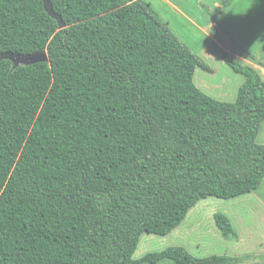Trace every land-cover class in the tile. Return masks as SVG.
<instances>
[{"label":"trees","instance_id":"obj_1","mask_svg":"<svg viewBox=\"0 0 264 264\" xmlns=\"http://www.w3.org/2000/svg\"><path fill=\"white\" fill-rule=\"evenodd\" d=\"M50 1L65 28L41 0H0V53L49 56L0 61V264H207L182 246L132 257L199 200L260 188L264 77L224 52L245 80L235 102L217 100L149 3Z\"/></svg>","mask_w":264,"mask_h":264},{"label":"rangeland","instance_id":"obj_2","mask_svg":"<svg viewBox=\"0 0 264 264\" xmlns=\"http://www.w3.org/2000/svg\"><path fill=\"white\" fill-rule=\"evenodd\" d=\"M142 1L149 3L157 19L208 67L197 66L194 82L209 96L235 102L245 80L226 62L224 52L236 62L256 67L264 77V0ZM257 142L264 144V121ZM216 213L231 219L236 235L222 234L214 219ZM173 246L186 248L207 264L213 255L228 256L226 264H264V179L258 190L239 197L199 200L168 235L143 233L132 258ZM156 264L175 263L164 260Z\"/></svg>","mask_w":264,"mask_h":264},{"label":"water","instance_id":"obj_3","mask_svg":"<svg viewBox=\"0 0 264 264\" xmlns=\"http://www.w3.org/2000/svg\"><path fill=\"white\" fill-rule=\"evenodd\" d=\"M43 2L46 12L56 19L59 24V28L63 29L66 24L63 17L53 11V6L50 0H41ZM221 44L226 47L225 43L221 41ZM3 59H9L13 63V67L16 68L20 65H33L40 62H49V56L47 51H39L30 54H23L17 52H3L0 53V61Z\"/></svg>","mask_w":264,"mask_h":264},{"label":"crops","instance_id":"obj_4","mask_svg":"<svg viewBox=\"0 0 264 264\" xmlns=\"http://www.w3.org/2000/svg\"><path fill=\"white\" fill-rule=\"evenodd\" d=\"M215 24H216V23H214V25H215ZM220 43H221V41H220ZM225 45H226V43H225ZM227 47H228V46L226 45V47H225V48L227 49ZM224 51H225V50H224Z\"/></svg>","mask_w":264,"mask_h":264}]
</instances>
